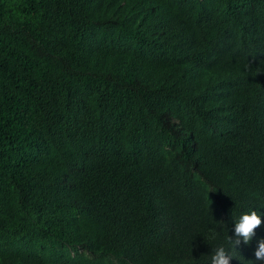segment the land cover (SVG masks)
Here are the masks:
<instances>
[{
	"label": "trees",
	"instance_id": "trees-1",
	"mask_svg": "<svg viewBox=\"0 0 264 264\" xmlns=\"http://www.w3.org/2000/svg\"><path fill=\"white\" fill-rule=\"evenodd\" d=\"M252 210L264 0H0V264L250 263Z\"/></svg>",
	"mask_w": 264,
	"mask_h": 264
},
{
	"label": "clouds",
	"instance_id": "clouds-1",
	"mask_svg": "<svg viewBox=\"0 0 264 264\" xmlns=\"http://www.w3.org/2000/svg\"><path fill=\"white\" fill-rule=\"evenodd\" d=\"M264 224V219L257 211L252 210L249 213L242 214L238 220L235 221L234 225V236L228 237V243L237 249V246L243 241L244 244H249L253 237L256 235V230ZM254 256L258 261H264V238L257 242L256 250L254 251ZM234 258L229 255L223 246L217 247L212 251L211 261L209 260L207 264H231ZM256 260H252L250 263L242 264H261Z\"/></svg>",
	"mask_w": 264,
	"mask_h": 264
},
{
	"label": "bare ground",
	"instance_id": "bare-ground-1",
	"mask_svg": "<svg viewBox=\"0 0 264 264\" xmlns=\"http://www.w3.org/2000/svg\"><path fill=\"white\" fill-rule=\"evenodd\" d=\"M225 53H226V52H225ZM225 53H223V55H225ZM223 55H221L220 57H223ZM220 57H219V58H220ZM224 57H225V56H224ZM220 59H221V58H220ZM224 59H225V58H223V59H221V60H224ZM217 60H218V59H217Z\"/></svg>",
	"mask_w": 264,
	"mask_h": 264
}]
</instances>
